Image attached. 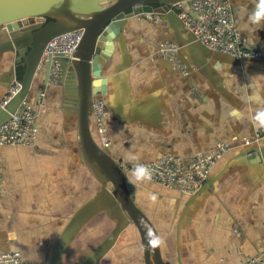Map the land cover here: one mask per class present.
Instances as JSON below:
<instances>
[{"label":"crops","instance_id":"obj_1","mask_svg":"<svg viewBox=\"0 0 264 264\" xmlns=\"http://www.w3.org/2000/svg\"><path fill=\"white\" fill-rule=\"evenodd\" d=\"M229 2L245 46L261 56L239 60L197 42L178 18L187 6L180 4L166 15L127 19L103 66L106 92L97 97L108 109L104 149L125 171L166 155L188 165L220 143L231 147L213 167L211 185L192 195L126 171L137 179L138 208L166 264H247L264 251V161L250 153L264 139L243 147L264 128V0ZM15 57L0 55V101ZM44 67L25 101L36 116L34 145L0 146V252H19L34 264H48L71 216L101 190L81 159L78 119L63 108L60 80L47 83ZM91 221L60 264H77L97 230L106 231L95 244L115 227L105 215ZM98 264H147L135 225Z\"/></svg>","mask_w":264,"mask_h":264},{"label":"water","instance_id":"obj_2","mask_svg":"<svg viewBox=\"0 0 264 264\" xmlns=\"http://www.w3.org/2000/svg\"><path fill=\"white\" fill-rule=\"evenodd\" d=\"M190 0H0V29L13 23L44 20L37 25L0 30V55L14 53V65L8 72L10 81L18 79L23 68L21 90L0 109V127L26 101L48 43L63 34L83 30L75 59L67 63L63 87V108L78 119L81 159L88 165L101 190L81 205L71 216L53 247L48 264H60L78 235L96 216L105 213L115 222L109 235L77 264H98L112 250L131 224L141 236L147 264H166L162 258L157 232L135 203L134 185L126 171L97 143L91 133L93 103L106 92L103 66L114 50V39L122 24L141 15H166L171 7ZM45 19H50L46 22ZM47 83L51 62L45 63ZM65 106V107H64ZM253 159L264 161V147L251 149ZM207 185H211L207 182Z\"/></svg>","mask_w":264,"mask_h":264},{"label":"built area","instance_id":"obj_3","mask_svg":"<svg viewBox=\"0 0 264 264\" xmlns=\"http://www.w3.org/2000/svg\"><path fill=\"white\" fill-rule=\"evenodd\" d=\"M182 4L187 6L178 12V18L197 42L213 51L239 60L261 56L259 51L245 46L229 0H190ZM28 20H31V23L27 26L37 25L44 21L40 19ZM25 26L21 25V27ZM82 37L83 30H76L58 36L48 43L42 57V66L50 59V80L61 79L64 70L63 64L64 62L70 63L75 59ZM20 88V80H14L8 87L5 97L0 101V109L9 103L21 90ZM92 108V117L97 126L100 144L104 148L109 143L105 124L108 109L102 100H94ZM35 119V113L24 102L12 115L11 120L0 127V146H33L38 136ZM262 139H264V128L256 133L253 140H246L243 147H250ZM230 148V145L220 143L209 152L195 155L188 165L179 157L166 155L145 164L129 167L126 171L180 194L192 195L208 182L216 162L228 153ZM1 185L2 173L0 171V200ZM0 264L34 263L27 261L19 252H0ZM247 264H264V251L252 257Z\"/></svg>","mask_w":264,"mask_h":264},{"label":"trees","instance_id":"obj_4","mask_svg":"<svg viewBox=\"0 0 264 264\" xmlns=\"http://www.w3.org/2000/svg\"><path fill=\"white\" fill-rule=\"evenodd\" d=\"M45 21L46 22H48V21H50V19H45ZM22 74H23V68H18V80H21L22 79ZM95 100H100L98 97H96V99ZM91 133H92V135H93V137H94V139L97 141V143L98 144H100V140H99V136H98V131H97V126H96V124H95V122L91 119ZM101 145V144H100ZM127 178L128 179H130L131 180V182L134 184V185H136L135 183L137 182V179H135V178H133V177H130V176H127ZM135 203H136V205L138 206V204H137V200H135ZM99 215H105V218H106V221H109V222H111V223H114V221H110L107 217H106V214L105 213H101V214H99ZM92 222V221H91ZM114 225L115 224H113V227H114ZM102 226V224L99 226V227H101ZM98 227V228H99ZM101 230H102V228H101ZM106 231V230H105ZM105 231H102V233H100V232H98V230L94 233V236L91 238L92 239V244H90V245H88L87 247H86V254H87V252H89L91 249H93L94 248V246H96L98 243H99V241H96L97 242V244H95V240H97L98 239V237L100 236V235H102ZM111 231V230H110ZM110 231H108V232H110ZM105 238V237H104ZM104 238L101 240V242L104 240ZM76 245H77V243L75 242L74 244H73V248L74 247H76ZM72 248V249H73ZM80 260V259H79ZM78 260V261H79ZM78 261H77V263H78Z\"/></svg>","mask_w":264,"mask_h":264},{"label":"rangeland","instance_id":"obj_5","mask_svg":"<svg viewBox=\"0 0 264 264\" xmlns=\"http://www.w3.org/2000/svg\"><path fill=\"white\" fill-rule=\"evenodd\" d=\"M29 23H31V20L30 21L29 20H23L24 26L25 25L27 26ZM66 65H67L66 62H64V64H63L64 68L66 67ZM64 72H65V70H63V74L61 75V78L64 76Z\"/></svg>","mask_w":264,"mask_h":264},{"label":"bare ground","instance_id":"obj_6","mask_svg":"<svg viewBox=\"0 0 264 264\" xmlns=\"http://www.w3.org/2000/svg\"><path fill=\"white\" fill-rule=\"evenodd\" d=\"M20 89H21V88H20ZM19 91H20V90H19ZM19 91H18V92H19Z\"/></svg>","mask_w":264,"mask_h":264}]
</instances>
